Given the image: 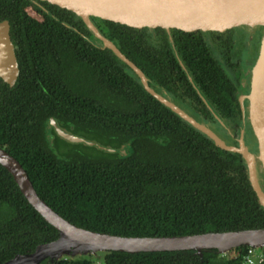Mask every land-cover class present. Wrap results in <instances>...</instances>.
Instances as JSON below:
<instances>
[{
	"label": "trees",
	"instance_id": "1",
	"mask_svg": "<svg viewBox=\"0 0 264 264\" xmlns=\"http://www.w3.org/2000/svg\"><path fill=\"white\" fill-rule=\"evenodd\" d=\"M4 19L11 24L20 75L13 87L0 78V147L19 160L39 196L57 213L80 227L121 236L264 228V206L243 156L216 145L149 93L82 19L38 0H0ZM96 25L158 93L171 89L182 97L191 92L206 108L192 77L220 119L193 117L238 145L245 121L241 83L211 47L229 59L233 39L164 32L143 37ZM51 117L75 134L114 148L125 146L127 154L68 141L49 125ZM245 130L256 144L252 127ZM58 236L0 164V264ZM248 248L236 247L233 256L217 249L202 255L193 250L109 251L103 263L243 264ZM258 250L264 253V246ZM92 257L65 255L41 264H93Z\"/></svg>",
	"mask_w": 264,
	"mask_h": 264
},
{
	"label": "water",
	"instance_id": "2",
	"mask_svg": "<svg viewBox=\"0 0 264 264\" xmlns=\"http://www.w3.org/2000/svg\"><path fill=\"white\" fill-rule=\"evenodd\" d=\"M38 1L82 19L95 37L101 40L105 47L113 50L140 77L149 93L206 133L219 147L240 153L247 162L251 185L260 204L264 206V188L260 177V172L264 174V0ZM97 23L121 27L143 37L158 32H164L170 37L175 34H187L200 35L208 39L234 38L241 33L262 35L260 56L253 70L252 89L247 96L249 119L258 143V157L246 144L244 130L238 138V145L229 144L213 128L187 114L153 89L141 68L101 33ZM19 75L20 66L11 37V24L8 19H4L0 21V78L13 87ZM240 103L244 111V96L240 97ZM215 116L220 119L218 114ZM49 125L68 141L94 146L107 152L127 154V147L114 148L75 134L61 126L53 117L49 119ZM0 164L14 176L22 193L35 209L59 231L57 239L39 244L31 253H19L3 264H41L47 258L59 259V254H64L63 252L71 248H80L84 254L109 251L137 253L193 250L202 255L207 249H217L219 253L224 254L240 246L256 248L264 246V228L174 236H121L83 228L70 222L49 206L37 193L19 160L2 147Z\"/></svg>",
	"mask_w": 264,
	"mask_h": 264
},
{
	"label": "flooded vegetation",
	"instance_id": "3",
	"mask_svg": "<svg viewBox=\"0 0 264 264\" xmlns=\"http://www.w3.org/2000/svg\"><path fill=\"white\" fill-rule=\"evenodd\" d=\"M246 37L250 38V50L249 52L252 54H255L260 46L262 35H257V34H249V33H241L238 36L234 38H219V39H209V40H221V39H233L234 44L232 45V48L230 49L229 52V59L225 58L223 55L219 53L218 47L215 45H212L211 47L215 50L214 55L220 60L221 65L225 68L229 74H232V76H235V79H239L240 77V71H242L239 58L244 50V39ZM260 37V38H259ZM172 48H176V46H172ZM236 64L238 67L236 69H233V65ZM243 67V66H242ZM191 84L194 86V88L197 90L199 96L201 99L205 102L206 108L202 106V104H199L197 102V97L189 92L188 95L184 96H174L172 95L171 89H166L163 92V96H165L169 101L173 102L175 105H177L180 109L185 111L187 114L193 116V115H215L217 114L216 109L214 106L207 100V98L198 90V87L192 77H189ZM240 89L239 88V100H240ZM241 105V104H240ZM169 107V106H168ZM170 108V107H169ZM171 109V108H170ZM242 109V107H241ZM249 109V105L247 101L245 102V110L243 113L247 112ZM174 111L173 109H171ZM247 110V111H246ZM175 112V111H174ZM176 113V112H175ZM177 114V113H176ZM253 143V141L251 140Z\"/></svg>",
	"mask_w": 264,
	"mask_h": 264
},
{
	"label": "rangeland",
	"instance_id": "4",
	"mask_svg": "<svg viewBox=\"0 0 264 264\" xmlns=\"http://www.w3.org/2000/svg\"><path fill=\"white\" fill-rule=\"evenodd\" d=\"M29 12L32 13L33 15H35L36 17H38V15L29 9ZM250 38L246 37L244 39V50L239 58V62L242 68V71H240L241 76L239 77V81L241 83V89H240V97L244 96L245 97V102L247 101L248 105H249V99H248V95L251 92L252 89V79H253V70L254 67L259 59L260 56V50H261V44H262V39H261V43L260 46L257 50V52L255 54H252L249 52L250 48ZM243 66V67H242ZM234 74V73H232ZM235 77V76H233ZM247 111V110H246ZM249 126H251L250 123V119H249V114L248 111L245 112V121H244V128L242 130H244V139L246 141V144L250 145L251 149L253 150V153L255 154L256 157H258L259 155V151H258V143L255 144L254 139H252L254 142H251V139H249L247 132L245 129H248ZM239 132L238 138H240L241 136V131ZM220 136H222V139L225 140L227 143L230 142L229 139L226 138V136H224V134L222 133V131H219L218 133ZM81 136L85 137V138H89L88 136H86L85 134H82ZM228 140V141H227ZM98 142H100L99 140H97ZM258 168L261 170L262 168L260 167V164H258ZM260 177H261V181H262V185L264 188V174L262 172H260ZM70 251V252H69ZM64 254H59L58 257H63L65 255L69 256V257H73V256H80L83 255V250L80 248H71L70 250H66V252H63ZM73 253H75L73 255ZM104 253L105 252H96V253H92L93 254V264H104L103 260H104ZM87 255V254H85ZM223 255H227V256H233L236 255V251L234 250H230L229 252L224 253Z\"/></svg>",
	"mask_w": 264,
	"mask_h": 264
},
{
	"label": "built area",
	"instance_id": "5",
	"mask_svg": "<svg viewBox=\"0 0 264 264\" xmlns=\"http://www.w3.org/2000/svg\"><path fill=\"white\" fill-rule=\"evenodd\" d=\"M243 264H264V253L260 252L256 247L249 246L243 256Z\"/></svg>",
	"mask_w": 264,
	"mask_h": 264
}]
</instances>
